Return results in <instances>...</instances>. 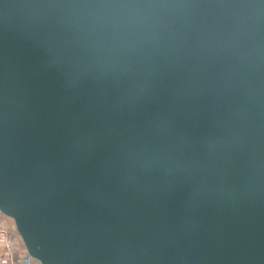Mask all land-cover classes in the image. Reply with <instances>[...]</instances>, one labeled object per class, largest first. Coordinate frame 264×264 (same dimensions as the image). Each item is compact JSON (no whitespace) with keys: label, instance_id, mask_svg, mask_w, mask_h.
<instances>
[{"label":"water","instance_id":"water-1","mask_svg":"<svg viewBox=\"0 0 264 264\" xmlns=\"http://www.w3.org/2000/svg\"><path fill=\"white\" fill-rule=\"evenodd\" d=\"M0 212L36 264H264V0H0Z\"/></svg>","mask_w":264,"mask_h":264},{"label":"built area","instance_id":"built-area-1","mask_svg":"<svg viewBox=\"0 0 264 264\" xmlns=\"http://www.w3.org/2000/svg\"><path fill=\"white\" fill-rule=\"evenodd\" d=\"M16 232L14 221L11 225H0V234L3 237L0 264H36V260L30 257L18 232L15 234Z\"/></svg>","mask_w":264,"mask_h":264},{"label":"crops","instance_id":"crops-1","mask_svg":"<svg viewBox=\"0 0 264 264\" xmlns=\"http://www.w3.org/2000/svg\"><path fill=\"white\" fill-rule=\"evenodd\" d=\"M3 223L11 225L12 221H11L10 217L3 215V213L2 214L0 213V225ZM15 234H17V232ZM2 243H3V237L0 234V252L2 250Z\"/></svg>","mask_w":264,"mask_h":264},{"label":"rangeland","instance_id":"rangeland-1","mask_svg":"<svg viewBox=\"0 0 264 264\" xmlns=\"http://www.w3.org/2000/svg\"><path fill=\"white\" fill-rule=\"evenodd\" d=\"M1 213V212H0ZM2 214V213H1ZM4 215V214H3ZM11 219V221H13V219L12 218H10ZM4 224V223H3ZM6 225H9V224H6Z\"/></svg>","mask_w":264,"mask_h":264}]
</instances>
